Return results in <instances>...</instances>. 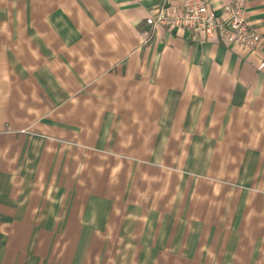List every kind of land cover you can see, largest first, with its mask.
Masks as SVG:
<instances>
[{"label": "crops", "instance_id": "obj_1", "mask_svg": "<svg viewBox=\"0 0 264 264\" xmlns=\"http://www.w3.org/2000/svg\"><path fill=\"white\" fill-rule=\"evenodd\" d=\"M164 2L0 0V264H264V0L256 52Z\"/></svg>", "mask_w": 264, "mask_h": 264}, {"label": "built area", "instance_id": "obj_2", "mask_svg": "<svg viewBox=\"0 0 264 264\" xmlns=\"http://www.w3.org/2000/svg\"><path fill=\"white\" fill-rule=\"evenodd\" d=\"M246 3L247 0H229L217 15L207 0H165L163 7L154 12L152 23L188 30L205 40L217 37L227 46L256 52L262 48L263 39L249 24Z\"/></svg>", "mask_w": 264, "mask_h": 264}]
</instances>
